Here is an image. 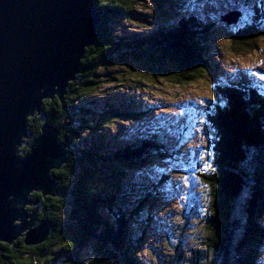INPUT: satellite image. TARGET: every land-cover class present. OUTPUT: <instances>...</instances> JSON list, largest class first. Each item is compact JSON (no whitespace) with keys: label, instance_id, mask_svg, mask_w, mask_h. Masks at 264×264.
I'll list each match as a JSON object with an SVG mask.
<instances>
[{"label":"trees","instance_id":"16d2710c","mask_svg":"<svg viewBox=\"0 0 264 264\" xmlns=\"http://www.w3.org/2000/svg\"><path fill=\"white\" fill-rule=\"evenodd\" d=\"M140 1L94 0L100 12L98 38L86 48L80 72L63 102L56 97L43 100L40 110L28 118L18 152L25 156L41 126L50 124L59 130L66 163L51 171L58 183L57 196L33 192L34 205L25 209L29 213L38 205L34 224L47 226L46 239L30 246L23 236L10 244L0 242V264H142L143 250L150 257L148 264L263 261L264 62L254 68L255 79L240 75L230 85L219 84L221 58L210 45L216 41L214 29L222 27L227 32L226 49L234 58L262 51L264 0H229L226 11L242 13L232 26L221 24L225 11L219 1H201L202 19L185 16L173 25L168 15L191 10L194 2L143 0L154 7L158 21L153 24V18L143 20L136 13ZM127 19L150 28L141 35L114 36V26H120L116 22ZM116 67L122 74L109 72ZM201 74L215 79L214 98L197 102L192 111L179 112L175 118L157 116L134 142H116L123 130L135 138V130L125 124L146 123L151 109L132 96L121 102L99 97L105 83L135 82L137 90L158 81L185 86L200 81ZM198 118L199 125L194 123ZM190 134L199 141L193 148ZM160 163L168 166L158 168ZM137 171L144 173L145 186L136 187ZM190 181L198 185L194 191ZM180 186L181 195L176 196L186 208L184 220L173 231L156 222L169 252L159 260L146 246L147 231L156 220L152 211ZM79 250L89 251V256L82 257Z\"/></svg>","mask_w":264,"mask_h":264},{"label":"water","instance_id":"95a60500","mask_svg":"<svg viewBox=\"0 0 264 264\" xmlns=\"http://www.w3.org/2000/svg\"><path fill=\"white\" fill-rule=\"evenodd\" d=\"M99 21L94 0H0V242L23 236L30 246L48 235L44 224L27 229L37 205L31 214L24 207L33 192L58 194L51 171L66 163L59 130L44 124L25 156L18 148L43 100L63 102L86 48L98 38ZM223 22L235 25L238 18Z\"/></svg>","mask_w":264,"mask_h":264},{"label":"rangeland","instance_id":"374dc122","mask_svg":"<svg viewBox=\"0 0 264 264\" xmlns=\"http://www.w3.org/2000/svg\"><path fill=\"white\" fill-rule=\"evenodd\" d=\"M187 1L194 2V7L191 10H182L180 12H174L172 14H169L168 15L169 19L167 20H171L172 23H170V25H173L174 23H176V21H178L181 18H188L185 16L199 15L198 7L200 5V1H203V0H187ZM214 1H220V0H214ZM140 2L136 5L138 7V9L135 8L136 13L138 12V14L143 16L141 17L143 20L147 19V21L152 22V18H153V24L154 22L158 21L156 19L157 16L153 17L155 13L153 5L150 2H144L143 0ZM222 4L223 6L226 5L224 1H222ZM202 7L203 6H201L200 9ZM229 17L231 20L232 18L236 20L237 15H234V16L231 15ZM136 19L134 20L127 19V20H124V22L122 21L123 23L116 22L120 26H114L113 35L118 36V37H124L130 33L141 35L147 32L145 28H150V27L144 24H140L139 22H137ZM161 22H164V21L162 20ZM225 30L226 29L222 27L215 28L213 31V36L216 41H214V43L210 45V51H212V53L214 54H218L221 58V61L218 62L221 72L219 73V76L217 75V77L219 81H224V80L231 79L233 77L238 78L237 76L242 75L250 80L251 79L250 77L253 75L254 68L261 67L260 65H263L262 62H264V43H261V42L259 43L260 46H262L263 48L262 51L257 52L255 54L240 56L239 58H234L231 54H229V52L226 49V47L228 46V40L226 37L227 32ZM114 70H118V75L122 74L121 72L122 70L119 67H116L113 70L111 69L109 70V72H112ZM118 75L116 74L114 76L118 77ZM202 76L203 75L201 74L200 81H195L193 82L194 84L192 83L190 85L174 86V85H169L163 81H158V83L155 86L148 84L142 89L138 87V90L136 89L135 82H128V81L122 82V83L115 82L111 85L105 83L106 85L104 84V86H102V88L100 89L99 97L105 100L109 99L112 101H115L114 98H116V102H121V100H124L132 96L135 102L143 103L142 104L143 106L150 107L151 109L150 110L151 112H149L146 115L147 117H144L145 118L144 120L147 121L146 123L139 124L136 122V123L125 124V127L135 130L137 134L135 138H130V136L127 135L126 132L123 130V131H119V136H117L119 140L117 139L116 142H119L120 144H123V143L127 144L129 142L136 141L139 138V135L143 134L146 131V129L152 123V120L155 119L159 115L169 117V118L170 117L175 118V116L180 114L179 112L183 113L187 110L192 111L191 108L193 107L195 108L196 103L199 101L207 100V102H209L212 99V97L214 98V94H213L214 90L212 89V85L215 84L216 82L212 76L210 77H207V76L202 77ZM133 89H136V91L131 93V90ZM151 106L154 108L155 112H153V109ZM157 106H159L160 108ZM163 120H169V119L163 118ZM200 121H201V118L200 119L198 118V120H195L194 123L199 125ZM113 132L115 131L114 130L112 131L111 133L112 136L114 134ZM205 138H207V135ZM188 139H189L188 143H191L190 144L191 148H193L196 145V143L199 142L197 141L198 137L196 135L192 136L190 134L188 136ZM199 140H201V142L203 141L201 137H199ZM152 165L153 163H150L149 167H151ZM167 166L168 165L165 163H162V164L160 163V166L158 168H165ZM134 178H135L136 187L138 185H141V186L146 185V182H145L146 177H144V173H141V172H139V174L135 173ZM189 183H190L191 191H194L198 186L195 181H190ZM176 192H178L181 195V186L170 190L169 193L167 194L168 198L164 199L163 201H159L157 204H155L153 211H152L156 220L151 223L152 227H150V231L149 230H148L149 232L147 231L146 236L148 239L146 241V246L148 248L147 249L148 252L153 253L159 260L162 259L163 257H166L169 254V252H167L165 249V242H164L165 235L164 233H158L159 227L157 226L156 222H160L162 225L165 226L163 227V230L173 231L174 228L177 227V224L181 223V221L184 220L183 215L186 213L185 212L186 208L185 206H183L184 204L182 203L183 201H180L178 196H176ZM32 205L34 204L32 203L31 205H27L24 207V209ZM38 210H39V207L37 205V212L35 213V220H36V214L38 213ZM28 214H31V212H29ZM28 221H29V218L26 219V222ZM34 223L36 222L34 221ZM34 223H32L31 227H27V229L33 230L40 225V224L36 225ZM66 227H67L66 222L60 225V229H63V231ZM27 232L28 230H25L23 232V235H25ZM92 246L93 244L89 243L88 248L91 249ZM88 252L89 251H86L85 253L84 250L82 251L79 250V253L83 254L84 256L82 255V257L84 258H87L89 256L87 255ZM139 261H141L142 264H148V262H150V257L147 255L146 250H143L142 256L139 258ZM259 264H264V255H263V261Z\"/></svg>","mask_w":264,"mask_h":264}]
</instances>
